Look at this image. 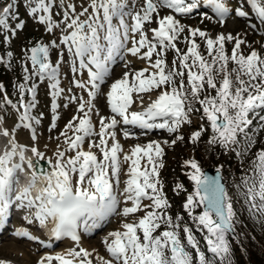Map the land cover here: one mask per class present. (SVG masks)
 Wrapping results in <instances>:
<instances>
[{"label": "snow or ice", "instance_id": "1", "mask_svg": "<svg viewBox=\"0 0 264 264\" xmlns=\"http://www.w3.org/2000/svg\"><path fill=\"white\" fill-rule=\"evenodd\" d=\"M20 3L5 0L0 13V35L5 43L26 26L19 14ZM23 5L27 16L53 39L37 41L23 50L21 81L13 85L18 98L13 100L0 84V111L11 108L15 113L13 134L15 129H29L36 141L35 125L43 116L33 115L40 84L46 82L51 97L49 132L57 126L61 98L66 101L64 108L77 107L56 137H63L64 147L57 145L54 158H47L35 146L30 149L36 158L27 161L30 187L42 183L40 196L33 199L30 187L16 193L19 173L25 170V146H19L17 155L18 144L13 139L11 150L0 155V231L10 223V210L26 209L22 217L26 224L47 228L49 235L41 239L17 227L11 233L14 237L38 242L45 249L65 239L73 242L66 252L43 255L37 264H233L231 238L237 235L242 212L264 216V148L257 151L253 167L236 186L239 201L222 182L220 168L209 176L194 158L186 160L184 166L191 170L187 175L193 182V192L183 204L187 219L179 213L171 215L159 169L163 167L162 144L184 141L181 129L192 123L194 113H199L202 123L189 136L192 144L210 129L207 143L237 157L255 145L258 131L264 130V52L248 45L245 54L247 41L239 33L212 37L181 20L207 8L221 25L228 19H240L264 35V0H236L234 5L230 0H142L138 8L137 0H86L79 5L74 0H23ZM202 16L201 23L213 18L207 13ZM153 23L157 26L151 27ZM181 40L186 50L178 47ZM198 40L210 60L201 53ZM227 42L233 44L230 55L225 51ZM169 51L174 54L171 66L166 59ZM13 56L7 50L0 64L11 68ZM129 56L146 61L147 66L135 69ZM118 62L126 70L109 84ZM65 75L70 77L67 89L61 86ZM100 97L105 99L107 116L96 106ZM93 116L98 118V131ZM118 129L125 139L157 130L174 138L136 144L125 152ZM3 134L7 137L9 131ZM86 142L88 150H84ZM17 156L19 162H15ZM182 188L177 185L175 190ZM115 217L122 218L120 227L102 240L106 256L81 246L84 235ZM197 233L202 234L203 247Z\"/></svg>", "mask_w": 264, "mask_h": 264}, {"label": "rangeland", "instance_id": "2", "mask_svg": "<svg viewBox=\"0 0 264 264\" xmlns=\"http://www.w3.org/2000/svg\"><path fill=\"white\" fill-rule=\"evenodd\" d=\"M74 2L79 5L81 2H86V0H74ZM230 2L234 5L236 3V0H230ZM142 3V0H137V8ZM5 7V0H0V8ZM79 10V7L78 9ZM207 13L209 16L211 15L206 8H202L200 10V14H195L190 18H183L181 22L184 25L191 26L193 28H201L206 30L210 36L215 37L220 33H223L227 35L228 33H232L233 35H236L239 33L241 37H244L247 41V43L243 46V51L245 54L248 52V45H251L253 48H255L258 51L264 52V49H262V45H264V35H261L258 32H253L251 29L247 28L245 25V22L240 19H228L226 24L221 25L216 22V19H204L203 23H201V20L203 19L202 14ZM19 14L20 17L26 20V26L22 31H19L18 34L15 37H12L10 39V42L5 43L3 42V37L0 35V57H5V53L7 50H11L14 54L12 59L13 64V70H14V78L11 85V92L8 94L12 97L13 100H16L18 98L17 94L14 92L13 85L17 82L21 81V63L23 62V50L27 47H31L35 42L43 40V42L48 43L51 39H53V36L45 33L44 28L42 26H39L36 24L32 19H30L26 14V9L23 5V0H21V3L19 5ZM161 14H166L165 12H161ZM59 19V17H56ZM10 23H14L11 22ZM157 25L153 23L151 27H156ZM245 33L247 35L245 36ZM151 35V34H150ZM184 34H182L183 36ZM56 36H59V32H56ZM31 42V43H30ZM201 47L200 51L201 53L207 58L211 59L207 55V51L205 48V45L202 41H199ZM178 47H180L182 50H186V45L181 40L178 42ZM233 47L232 42H227L225 45V51L227 54H231V49ZM6 58V57H5ZM174 58L173 52L169 51L167 53L166 59L168 61L169 66H171V61ZM51 59L53 62L57 59V54L55 51L52 52ZM127 59L133 61V66L135 69H140L142 67L147 66V62L135 59L131 56H129ZM6 66V65H5ZM7 67V66H6ZM229 69L233 67L231 63H229ZM126 69L123 67L122 62H118L117 65L114 66V69L111 74V79L108 81L110 84L115 79L120 78L122 73ZM63 72L67 74L69 72V69L65 66L63 68ZM70 77L68 75H65V78L62 80V87L67 89L69 86ZM74 91H78L75 90ZM104 91H107V85L104 86ZM215 94L214 92L212 93ZM156 95L155 92L152 93V97L154 98ZM85 99H87V96L85 94ZM37 105L33 111V115L39 116L41 113L43 114L41 118V123L39 125H35L36 128V135L37 140L33 141L31 139V131L29 129L19 128L15 129V132L13 134L14 125L16 123V115L13 112L11 108H7L4 111H0V130L7 129L9 131V138L17 139L19 143H23V146H25V151L31 152V147L35 146L39 151H42L45 156L47 154V158H54V152L57 148V145L60 144L61 149H63L64 145L61 143L63 140V137H60V140H57L56 137L59 136L60 132L64 130V127L66 123L73 117V115L76 114V104L70 105L68 108H64L63 105L66 103V101L61 98L58 103L61 105V107L57 110L58 113V120L56 121V128L52 129L51 132L48 131V129L51 126V117L53 115L51 111V97L48 95V88L46 85V82L44 84H40L38 88V95H37ZM147 102V101H146ZM96 106L100 110V113L102 115H109L108 108L105 104V99L103 97L98 98L96 101ZM197 107H199L197 105ZM261 115H264V112H261ZM199 113L192 114V123L190 125H184L181 129V134L185 137L184 141L178 142L174 146L170 145H164L162 144V147L164 148V155L162 157L163 161V167L159 169L160 173V180L163 184V192L164 195L167 197L171 208L169 209L171 215L175 217L178 213L185 216V219H187V214L184 212L183 204L186 201V198L189 194L193 192V182L189 180L187 173L191 170L184 166V162L188 159L194 158L196 161H198L201 169L204 171L207 168H214L217 169L220 166L214 165L211 162V155H212V149L213 146H210L207 141L209 140V137L211 136V131L209 129L208 132H205L201 138L200 141H198L196 144H192L189 142V136L190 134L198 130L200 127V124L202 123L199 119ZM93 122L97 125V131L99 130V124H98V118L96 116H93ZM205 123V126L207 127V123ZM259 121L258 119L253 122L252 129H256ZM4 128V129H3ZM120 134L119 129L117 130ZM71 135V133H69ZM7 136V137H8ZM120 136H122L120 134ZM51 137V139H50ZM123 137V136H122ZM173 136H170L167 132L164 131H153L149 133L146 136L137 135L134 137L136 139L133 143L124 141V150L129 151L131 147H133L136 144L144 145L148 143L149 141H164V140H171L173 139ZM7 140V139H6ZM111 143V142H110ZM264 145V130L258 131V134L256 136V143L251 148V150L248 153H251V155H254L255 149L258 146ZM88 148L87 142L84 145V150ZM95 151V149H93ZM67 155H74V153H68ZM99 155V154H98ZM238 161H240L242 158L237 157ZM255 159V157L253 158ZM251 159V163L253 161ZM125 169L127 168V165H124ZM253 167V165H252ZM223 173L224 171L220 169ZM225 174V173H224ZM124 177V176H123ZM121 179H124V178ZM226 186L232 187L233 182L232 180L225 179ZM182 185L183 188L179 191H176V186ZM123 186V185H122ZM144 203H148V201H145ZM123 205V204H122ZM125 206V205H123ZM130 206V205H127ZM201 211V209H197V212ZM20 214L14 212L15 214L13 216L12 224L13 228L17 227L19 224V227H24L30 232H33L35 236L41 239H45L46 236L41 228L38 226H27L26 222L22 219L21 221L17 218V216L23 217L26 212L24 213L23 210L19 211ZM244 214L247 216V218L250 220L252 225L260 232V234L264 235V216H249L247 212H244ZM143 212L138 213V216H142ZM121 217H115L111 220L110 223H108L106 230L104 233L99 235L96 239H91L90 235L83 236L81 246L87 248V250L98 253L99 255L106 256L105 249L102 245L103 238L107 235L108 232L117 230L120 227V220ZM163 229H161L162 231ZM103 235V236H102ZM197 237L201 240V246H204V242L202 240V234L197 233ZM5 237L0 240V261L4 262V264H37V261L40 259L41 256L46 254H52L57 253L63 249H68L71 246L73 242L70 240H63L58 244V249L51 251L50 248H43L39 246L38 242H32L28 241L26 238H22L21 240H14V237L10 236L6 238ZM85 243H84V242ZM237 237L235 240L232 241V249H233V255H234V261L233 264H242L245 262L246 264H251L248 260L247 255L245 254L242 247H240L239 243L237 242ZM71 243V244H70ZM70 244V245H69ZM54 264H58V262H54Z\"/></svg>", "mask_w": 264, "mask_h": 264}, {"label": "trees", "instance_id": "3", "mask_svg": "<svg viewBox=\"0 0 264 264\" xmlns=\"http://www.w3.org/2000/svg\"><path fill=\"white\" fill-rule=\"evenodd\" d=\"M14 76L13 66L10 69H6L3 64H0V84L4 86L8 93L11 92ZM262 148H264V145L256 147L254 155L247 153L238 161L234 152H225L218 145L213 146L211 162L224 170L226 179L232 180L233 186L229 187L228 191L234 199L239 201L236 186L240 183L244 173L252 168L251 159H253L257 151ZM236 207H240L239 202H237ZM241 221L242 223L238 224L236 227V237L240 247L244 250L251 264H264V235L260 234L252 225L244 212L241 214ZM233 240L234 239L231 238V241ZM242 264L246 263L243 262Z\"/></svg>", "mask_w": 264, "mask_h": 264}, {"label": "bare ground", "instance_id": "4", "mask_svg": "<svg viewBox=\"0 0 264 264\" xmlns=\"http://www.w3.org/2000/svg\"><path fill=\"white\" fill-rule=\"evenodd\" d=\"M128 58V57H127ZM146 62V61H145ZM114 69V68H113ZM112 73H114V72H112ZM155 98V97H154ZM109 112V111H108ZM4 129V128H3ZM31 131V130H30ZM135 131H138V130H135ZM117 133H118V131H117ZM7 139V140H6ZM118 139H119V141H120V143L123 145V148H124V141H127V142H130V143H133L136 139H134V138H130V139H125L124 137H122V136H120V134L118 133ZM13 139L12 138H9V136L8 137H5L4 136V134H3V132H1V130H0V155H3L6 151H9V150H11L10 149V143H11V141H12ZM15 141L17 142V144H18V147H17V149H16V152H17V155H19V153H20V151H21V149H20V145H23V143H19V141L17 140V139H15ZM86 150H88V148L86 149ZM125 151V150H124ZM42 152V151H41ZM125 152H128V151H125ZM122 155V154H121ZM26 156L27 157H31V159H26ZM46 157H48L47 156V154H46ZM24 158H25V170L23 171V172H21V173H19V180H18V182H17V184L18 183H23L24 181H25V175H24V173H29V170L27 169V161L28 160H33V161H35V156L31 153V152H27V151H25V153H24ZM15 162H19L18 161V156H17V158H16V161ZM123 177V175L121 176V178ZM124 179H126V177H123ZM123 180V179H122ZM16 184V185H17ZM122 186V185H121ZM123 206V205H122ZM24 211V213L25 212H27V210L26 209H24L23 210ZM15 214V213H14ZM138 215V214H137ZM17 218L21 221L22 220V217L21 216H17ZM17 227H19V224L17 225ZM17 227H15V228H17ZM43 231H44V233L46 234L45 236L47 237L48 235H49V229H47V228H44L43 229ZM31 233H33V232H31ZM5 235H7V236H10L11 234L10 233H8L7 232V234H6V232L4 233V235H3V237L5 236ZM34 235V234H33ZM103 236V235H102ZM83 239V238H82ZM84 240V239H83ZM81 242H82V240H81ZM84 242V241H83ZM85 243V242H84ZM71 244V243H70ZM69 244V245H70ZM82 245V244H81ZM65 246H67V249H68V244L67 245H65ZM71 246H74L73 245V243H72V245ZM84 247V246H83ZM70 248V247H69ZM85 248V247H84ZM67 249H63L62 248V250L61 251H59V252H57V253H63V252H66V250ZM87 249V248H86ZM51 254H52V252H50ZM57 253H54V254H52V255H55V254H57Z\"/></svg>", "mask_w": 264, "mask_h": 264}, {"label": "clouds", "instance_id": "5", "mask_svg": "<svg viewBox=\"0 0 264 264\" xmlns=\"http://www.w3.org/2000/svg\"><path fill=\"white\" fill-rule=\"evenodd\" d=\"M26 159H31V157H27ZM25 175V181L23 183H18L16 185V193L20 194L22 193L25 189H28L31 185V175L30 173H24ZM50 180L52 181V183H55V177L51 176V174L49 175ZM44 190V185L42 183H40L39 181L35 184V186H31L30 187V194L31 197L33 199H35L36 197L40 196L41 193Z\"/></svg>", "mask_w": 264, "mask_h": 264}, {"label": "water", "instance_id": "6", "mask_svg": "<svg viewBox=\"0 0 264 264\" xmlns=\"http://www.w3.org/2000/svg\"><path fill=\"white\" fill-rule=\"evenodd\" d=\"M204 172L209 176H215L216 175V170L214 168H208ZM221 175H222V173H221ZM222 182L224 183V180Z\"/></svg>", "mask_w": 264, "mask_h": 264}]
</instances>
